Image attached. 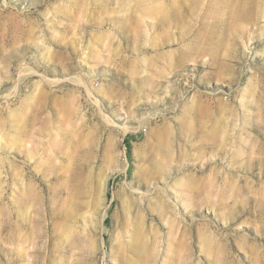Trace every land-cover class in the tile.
<instances>
[{"label":"rangeland","instance_id":"374dc122","mask_svg":"<svg viewBox=\"0 0 264 264\" xmlns=\"http://www.w3.org/2000/svg\"><path fill=\"white\" fill-rule=\"evenodd\" d=\"M0 264H264V0H0Z\"/></svg>","mask_w":264,"mask_h":264}]
</instances>
